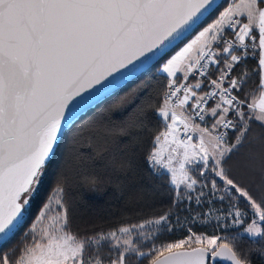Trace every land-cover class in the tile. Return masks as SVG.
<instances>
[{
    "label": "snow or ice",
    "instance_id": "snow-or-ice-1",
    "mask_svg": "<svg viewBox=\"0 0 264 264\" xmlns=\"http://www.w3.org/2000/svg\"><path fill=\"white\" fill-rule=\"evenodd\" d=\"M144 259L264 264V0H0V264Z\"/></svg>",
    "mask_w": 264,
    "mask_h": 264
},
{
    "label": "trees",
    "instance_id": "trees-1",
    "mask_svg": "<svg viewBox=\"0 0 264 264\" xmlns=\"http://www.w3.org/2000/svg\"><path fill=\"white\" fill-rule=\"evenodd\" d=\"M249 87L254 88L255 82H252ZM126 89H121L116 91L114 94L109 95L98 102L99 107L96 109L100 111L101 109L106 108L109 104L117 99L121 92ZM259 94L258 91L254 93L256 97ZM153 124L156 126V129L161 127V123L159 121H153ZM147 147V145H145ZM84 197V200L87 201V211H83L85 205H81V212L77 213L75 220L73 221L72 228L80 229L84 231L88 229L89 231L93 228L97 229H107L113 223H117L121 218L129 222H136L135 216L137 215L132 209H138L143 205V201L139 204L137 203L135 197H133L129 203L125 204L124 200H114L110 199L111 192L107 195L99 196L95 193H90L86 189L81 193ZM151 197L145 194V201H149ZM162 198H157L156 203H160ZM35 212V208L33 209ZM186 235L183 231H175L171 234H165L160 237L157 241L159 244L160 241L164 242H174L178 239L183 238ZM23 236V232H20L16 239L12 242L13 245H17L19 247H23V243H21V238ZM151 259V258H149ZM149 259H144L142 264H149Z\"/></svg>",
    "mask_w": 264,
    "mask_h": 264
},
{
    "label": "rangeland",
    "instance_id": "rangeland-1",
    "mask_svg": "<svg viewBox=\"0 0 264 264\" xmlns=\"http://www.w3.org/2000/svg\"><path fill=\"white\" fill-rule=\"evenodd\" d=\"M55 205H53V213L55 212ZM47 223H49L48 221H45V225H47Z\"/></svg>",
    "mask_w": 264,
    "mask_h": 264
},
{
    "label": "crops",
    "instance_id": "crops-1",
    "mask_svg": "<svg viewBox=\"0 0 264 264\" xmlns=\"http://www.w3.org/2000/svg\"><path fill=\"white\" fill-rule=\"evenodd\" d=\"M256 99H257V100L259 99V94L256 96Z\"/></svg>",
    "mask_w": 264,
    "mask_h": 264
},
{
    "label": "water",
    "instance_id": "water-1",
    "mask_svg": "<svg viewBox=\"0 0 264 264\" xmlns=\"http://www.w3.org/2000/svg\"><path fill=\"white\" fill-rule=\"evenodd\" d=\"M104 98H105V97H102L101 100L104 99ZM101 100H100V101H101ZM98 102H99V101H98Z\"/></svg>",
    "mask_w": 264,
    "mask_h": 264
}]
</instances>
